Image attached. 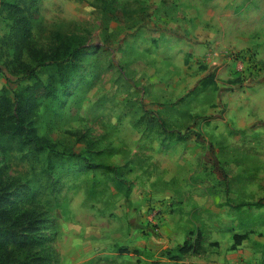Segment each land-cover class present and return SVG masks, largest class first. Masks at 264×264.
<instances>
[{"label": "rangeland", "instance_id": "374dc122", "mask_svg": "<svg viewBox=\"0 0 264 264\" xmlns=\"http://www.w3.org/2000/svg\"><path fill=\"white\" fill-rule=\"evenodd\" d=\"M13 2L34 49L83 46L37 101L38 144L0 139L51 264H264V0H0V95L27 83Z\"/></svg>", "mask_w": 264, "mask_h": 264}, {"label": "trees", "instance_id": "16d2710c", "mask_svg": "<svg viewBox=\"0 0 264 264\" xmlns=\"http://www.w3.org/2000/svg\"><path fill=\"white\" fill-rule=\"evenodd\" d=\"M10 7L14 8L11 13L20 27L13 58V61L16 59L18 72L14 74L21 72L27 83L0 95V139H13L24 147L38 144L39 138L29 126L37 101L45 96H55L57 85L67 89L79 66L83 46L78 36L55 33L57 41L52 49L48 52L34 49L27 41L30 32L26 7L22 5L20 8L17 2L9 3L7 8ZM24 50L34 65L18 58ZM40 67L50 68L45 82L37 75L36 70ZM72 155L78 156L75 153ZM10 196L9 185L3 181L0 170V264H51L50 255L44 250L47 239L38 233L42 222L40 214L33 210L12 212ZM233 238L238 243L242 237L234 235ZM190 250L185 243L180 247L181 253ZM121 251L127 252V249Z\"/></svg>", "mask_w": 264, "mask_h": 264}, {"label": "crops", "instance_id": "0c3cea01", "mask_svg": "<svg viewBox=\"0 0 264 264\" xmlns=\"http://www.w3.org/2000/svg\"><path fill=\"white\" fill-rule=\"evenodd\" d=\"M196 263H197V264H202V263H201V260H199V259L197 260Z\"/></svg>", "mask_w": 264, "mask_h": 264}]
</instances>
